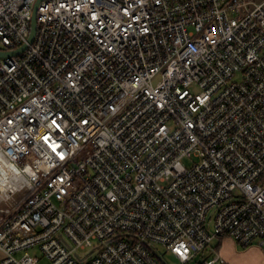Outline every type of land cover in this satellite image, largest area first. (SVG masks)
<instances>
[{
	"label": "built area",
	"instance_id": "obj_1",
	"mask_svg": "<svg viewBox=\"0 0 264 264\" xmlns=\"http://www.w3.org/2000/svg\"><path fill=\"white\" fill-rule=\"evenodd\" d=\"M36 1L0 0L1 264L264 249V0H42L28 42Z\"/></svg>",
	"mask_w": 264,
	"mask_h": 264
},
{
	"label": "crops",
	"instance_id": "obj_2",
	"mask_svg": "<svg viewBox=\"0 0 264 264\" xmlns=\"http://www.w3.org/2000/svg\"><path fill=\"white\" fill-rule=\"evenodd\" d=\"M22 230L30 232L27 227H23ZM213 247L224 259L223 264H264V249L257 243L244 247L236 243L231 237H224L215 240ZM210 254L209 251L207 256ZM1 258L2 253L0 252V264Z\"/></svg>",
	"mask_w": 264,
	"mask_h": 264
},
{
	"label": "water",
	"instance_id": "obj_3",
	"mask_svg": "<svg viewBox=\"0 0 264 264\" xmlns=\"http://www.w3.org/2000/svg\"><path fill=\"white\" fill-rule=\"evenodd\" d=\"M41 1L42 0H37L35 3V6H34V11H33L32 20H31V32H30V36L28 38V42H32L35 38V35H36V31H37V10H38L39 3ZM26 47H27V44H23L20 48H18L16 50L5 51V52L0 51V57L17 55L20 52H22L23 50H25Z\"/></svg>",
	"mask_w": 264,
	"mask_h": 264
},
{
	"label": "rangeland",
	"instance_id": "obj_4",
	"mask_svg": "<svg viewBox=\"0 0 264 264\" xmlns=\"http://www.w3.org/2000/svg\"><path fill=\"white\" fill-rule=\"evenodd\" d=\"M187 162V161H186ZM154 248L159 252V254L165 258L169 263L175 264L176 260L173 258L172 254L164 249L161 245L153 244ZM32 252H36V250H33ZM38 254H40L39 251H37ZM209 254V251L201 252L197 258L191 263V264H197L203 257L207 256ZM42 264L49 263L46 258H42L41 260Z\"/></svg>",
	"mask_w": 264,
	"mask_h": 264
}]
</instances>
